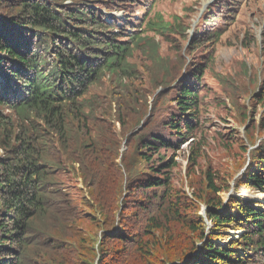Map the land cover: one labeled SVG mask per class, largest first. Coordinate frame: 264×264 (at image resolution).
Returning a JSON list of instances; mask_svg holds the SVG:
<instances>
[{
    "label": "trees",
    "instance_id": "16d2710c",
    "mask_svg": "<svg viewBox=\"0 0 264 264\" xmlns=\"http://www.w3.org/2000/svg\"><path fill=\"white\" fill-rule=\"evenodd\" d=\"M112 8L107 0H0V264H264V202L224 201L209 172L191 192L174 183V152L196 128L204 66L176 92L181 118L133 130L125 149L113 114L99 116L86 97L104 72L132 77L128 58L143 33L179 25L154 13L139 31L135 16L121 24ZM216 35L207 38L214 44ZM128 93L118 83L115 94ZM142 119L151 120L134 127ZM248 156L233 180L262 194L264 138Z\"/></svg>",
    "mask_w": 264,
    "mask_h": 264
},
{
    "label": "rangeland",
    "instance_id": "374dc122",
    "mask_svg": "<svg viewBox=\"0 0 264 264\" xmlns=\"http://www.w3.org/2000/svg\"><path fill=\"white\" fill-rule=\"evenodd\" d=\"M131 1L107 0L108 6L112 3L114 7L108 15L118 16L121 24L123 17L130 20L135 16L134 27L139 31L154 13L163 15L167 22L179 19V25L171 34L159 29L142 34L139 48L128 58L133 66L130 79L102 73L86 94L95 112L99 116L105 111L113 114V128L125 149L126 135L133 130L146 134L181 118L176 92L183 78L191 79V71L204 66L197 85L201 101L196 128L186 134L188 138L174 152V183L191 192L195 182L205 180L209 172L216 175V186L222 189L218 195L224 201L239 194L263 204L264 193L237 186L233 176L244 175L248 151L257 148L264 138V130L258 131L264 118V100L260 103L261 99L255 97L262 93L264 98V0H236L232 5V0ZM226 4L228 11L222 9ZM214 15L217 17L210 23L205 22ZM210 34H217L214 44L207 38ZM196 38L206 40L204 47L194 42ZM149 43L153 51L157 49L155 53ZM120 82L126 85L128 94H115ZM132 91L136 95H131ZM118 116L124 125H120ZM140 117L151 120L141 125L142 119L134 127L133 122ZM252 119L254 130L250 127ZM199 205V214L205 215V206ZM224 232L232 237V230Z\"/></svg>",
    "mask_w": 264,
    "mask_h": 264
},
{
    "label": "bare ground",
    "instance_id": "6f19581e",
    "mask_svg": "<svg viewBox=\"0 0 264 264\" xmlns=\"http://www.w3.org/2000/svg\"><path fill=\"white\" fill-rule=\"evenodd\" d=\"M42 237V236H41ZM49 239H50V237H49Z\"/></svg>",
    "mask_w": 264,
    "mask_h": 264
}]
</instances>
